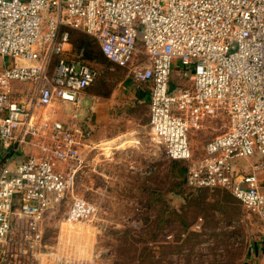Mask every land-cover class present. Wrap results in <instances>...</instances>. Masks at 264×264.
Instances as JSON below:
<instances>
[{"label": "built area", "instance_id": "2783aa9c", "mask_svg": "<svg viewBox=\"0 0 264 264\" xmlns=\"http://www.w3.org/2000/svg\"><path fill=\"white\" fill-rule=\"evenodd\" d=\"M69 29L149 86L151 134L187 163L186 186L230 192L264 229L260 179L236 165L264 158V0H0V264L38 262L47 215L70 197V221L98 213L74 197L98 146L58 105L78 106L102 73ZM176 69L188 85L172 84ZM221 117L226 132L196 158L191 135Z\"/></svg>", "mask_w": 264, "mask_h": 264}, {"label": "rangeland", "instance_id": "374dc122", "mask_svg": "<svg viewBox=\"0 0 264 264\" xmlns=\"http://www.w3.org/2000/svg\"><path fill=\"white\" fill-rule=\"evenodd\" d=\"M98 57L93 60L102 75L88 95L100 96L101 104L93 109V100L89 104L84 98L85 127L90 129L97 110L115 116V122L94 126L95 161L84 168L74 194L96 205L98 213L70 221L74 200L70 197L47 215L39 261L23 256L10 258L9 264H264V229L259 218L226 190L193 192L186 184L179 186L174 161L151 134L148 105L127 90L129 71ZM4 62L3 66L10 65L8 59ZM189 74L181 80L184 86L190 83ZM227 127L228 120L221 117L194 132V156L201 157L206 142ZM131 133L137 143L131 137L112 142ZM104 143L123 149L100 151ZM255 157L240 159L237 165L245 173L262 163L259 177L264 190V158ZM17 246L10 248V255Z\"/></svg>", "mask_w": 264, "mask_h": 264}, {"label": "crops", "instance_id": "0c3cea01", "mask_svg": "<svg viewBox=\"0 0 264 264\" xmlns=\"http://www.w3.org/2000/svg\"><path fill=\"white\" fill-rule=\"evenodd\" d=\"M1 62H2V66L4 65V60L2 58H0ZM114 66V65H113ZM116 67V66H115ZM119 68V67H116ZM119 69H123V68H119ZM188 75V72H185L183 70H178L176 69V71L173 73V77H172V84H177V82H181L183 77H186ZM190 75V74H189ZM190 77V76H189ZM30 86H27L26 88H28ZM92 87V86H91ZM88 88L84 94L81 96L80 99V104L77 105H73V104H59V118L62 119L64 122L66 123H71L73 121L77 122L84 130L89 131V132H93L94 130V126H97L99 124H106V125H112V123L115 122V116H111L109 115V113L105 112H101L99 110H97L96 112H93V118H94V122L92 123V125L90 126V129L85 127V122H86V118H83L84 113L82 112V102L84 100V98H87L89 100V104L91 103V100L93 104H95V106H93V109H95V107H99V104H101L100 101H97V98H99L100 96L97 95V97L94 95V97H91L90 95H88V90L91 89ZM127 90L128 92H132V94L135 96V99H138V101L140 102H146V104L148 105V124L150 122V89L149 86L147 84L144 83H134L132 80H128L127 82ZM96 98V99H93ZM101 98V97H100ZM71 107L72 109L70 110L71 112H68V108ZM92 109V107H91ZM76 117V118H75ZM134 133L128 134V135H123L120 136L118 138H115L112 140V142H116L121 138L120 141H124L126 142V140L123 137H131L133 139V144L137 143V141L135 140V138H133ZM132 135V136H130ZM91 141H93V139L91 138ZM119 141V142H120ZM106 144V143H104ZM125 144V143H124ZM121 145V144H120ZM137 145V144H136ZM116 147H120L115 145ZM115 146H111V149L114 148ZM135 147V146H133ZM108 148V147H107ZM131 145H129L127 148H125L123 151L130 149ZM118 149H123V148H118ZM116 148V150H118ZM110 151V150H109ZM258 158L259 161H261V159H259L260 157H255ZM238 162V161H237ZM236 162V165H237ZM250 162V161H249ZM258 162V161H257ZM238 166V165H237ZM257 168H255V166H253L252 169H250L249 171L245 172H256L258 177L260 175V172L263 168V164L262 163H258V165H256ZM239 169L241 170L242 167L238 166ZM242 171V170H241ZM260 179V177H259Z\"/></svg>", "mask_w": 264, "mask_h": 264}, {"label": "trees", "instance_id": "16d2710c", "mask_svg": "<svg viewBox=\"0 0 264 264\" xmlns=\"http://www.w3.org/2000/svg\"><path fill=\"white\" fill-rule=\"evenodd\" d=\"M69 32H70V41H71V43L73 45V48L76 49V50L83 48L86 51L87 59L94 66H96V65H95V63H94L95 61L93 59L99 58L98 56L101 55L102 58L106 59V57L102 54L100 46L97 43L95 38H93L92 36H89L87 34L78 32L77 30L69 29ZM75 35H76V37H74ZM174 163H175V167H174L175 168L174 169L175 170V177L177 179H180L179 186L183 185V184H186L187 163H185L183 161H174ZM189 189L192 190L193 192H198V191H202V190H208V189L193 190L191 188H189ZM208 191H210V190H208Z\"/></svg>", "mask_w": 264, "mask_h": 264}, {"label": "bare ground", "instance_id": "6f19581e", "mask_svg": "<svg viewBox=\"0 0 264 264\" xmlns=\"http://www.w3.org/2000/svg\"><path fill=\"white\" fill-rule=\"evenodd\" d=\"M106 147H108V148H106ZM103 148H104L105 150H116V147H114V148L111 149V146H108V143L104 144ZM117 149H118V148H117Z\"/></svg>", "mask_w": 264, "mask_h": 264}, {"label": "water", "instance_id": "95a60500", "mask_svg": "<svg viewBox=\"0 0 264 264\" xmlns=\"http://www.w3.org/2000/svg\"><path fill=\"white\" fill-rule=\"evenodd\" d=\"M173 89H174V86H171V87H170V92H171Z\"/></svg>", "mask_w": 264, "mask_h": 264}]
</instances>
